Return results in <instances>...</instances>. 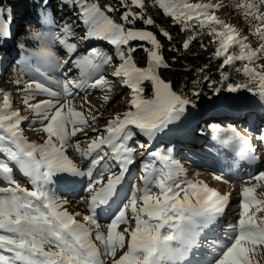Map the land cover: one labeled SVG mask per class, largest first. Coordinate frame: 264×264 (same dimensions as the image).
<instances>
[{"label":"snow or ice","instance_id":"1","mask_svg":"<svg viewBox=\"0 0 264 264\" xmlns=\"http://www.w3.org/2000/svg\"><path fill=\"white\" fill-rule=\"evenodd\" d=\"M61 3L78 9L87 25L81 39L103 41L113 46V52L91 48L86 54L73 58V50L77 47L76 42L69 39L76 35L73 26L55 21L53 13L47 10L49 0H40V23L58 32L26 29V34L35 40L44 36L56 39L66 46L70 59L63 66L58 60L54 63L64 76L54 82L60 91L35 79L15 81L18 86L23 84L19 93L23 104L40 117L41 127L33 130L46 134L43 144L31 143L23 136L20 125L24 117L14 109L11 95L0 92V178L10 185L0 188L3 194L0 195V264H163L166 258L183 260L199 246L201 234L218 223L230 203V195L199 182L185 180L181 183L178 177L183 169L179 163L167 153L155 150L147 152L141 162L138 178L141 184L133 182L130 193H124L122 183L135 162L136 148L150 147V143L137 141L136 136L153 141L169 131L192 103L157 72L170 65L162 54L163 45L158 34L150 30L157 25L146 11L149 0H117L116 4L103 6L98 0H61ZM151 4L162 9L173 23L180 24L182 31L193 33L183 43V48L189 47L197 33L206 31L210 42L216 45L213 57L221 60V69L234 66L237 61L243 62L234 70L242 73L245 81L227 84L228 92L242 88L254 91L249 84L256 82L259 95L264 97V64L256 63L264 58V11L260 7L264 0L258 3L239 0L233 6L244 9L241 15L255 21L248 31L261 41L257 48L247 43L248 37L237 28L214 14V10L221 7L219 3L151 0ZM111 13H119L118 20ZM10 23L0 9V42L11 38ZM159 35L172 40L171 34L164 29H159ZM230 49L235 51L230 52ZM139 50L146 53L147 68L136 65L133 56ZM113 55L119 65L114 78L133 91L130 105L135 111L116 115L106 121L104 129L93 128L91 135L85 132L84 140L90 143L81 150V141L75 145L69 141L96 123V118L92 117L90 122L82 112L75 110L73 100L79 95L78 90L86 86L111 91L112 82L99 73L104 65L111 66ZM73 68L80 73V79L69 75ZM93 77L95 81L89 85ZM203 79L208 80V77ZM227 79V74L222 72L221 81ZM145 81L149 82L151 98L143 96ZM213 91L219 93L220 89L214 87ZM37 97L50 98L37 100ZM33 100L37 102L32 103ZM212 127L222 134L218 137L220 143L232 147L245 160L258 161L259 151H264V134L258 137L260 148L257 149L235 128ZM69 148L89 158L84 169L66 154ZM157 161L164 167L158 168ZM97 166L99 171L94 174ZM113 167L118 171H112ZM15 168L30 178L31 190L15 181ZM84 177L89 181L82 189L87 195H81L80 199L87 200L89 214H70L49 185L58 178L71 189ZM214 178L228 183L220 176ZM252 181L257 183L244 187L240 193L237 221L229 224L225 231L228 242L211 243L218 251L209 264H258L253 257L264 249V223L258 224L251 210L255 207L257 212L264 211V199L254 195L257 188L264 186L261 183L264 170L250 176L246 183ZM129 210L131 216L127 215ZM100 214L108 217L106 234L101 231ZM76 217H82L83 222ZM120 225L125 227L118 230ZM166 228L168 231L162 232ZM93 232L100 247L93 241ZM126 237H130L127 246ZM173 241L179 246H174ZM118 251L122 252L119 256Z\"/></svg>","mask_w":264,"mask_h":264},{"label":"rangeland","instance_id":"2","mask_svg":"<svg viewBox=\"0 0 264 264\" xmlns=\"http://www.w3.org/2000/svg\"><path fill=\"white\" fill-rule=\"evenodd\" d=\"M36 3L40 5V0H34ZM221 3V7L219 8V14L217 15L219 19L224 22H229L233 26L237 27L240 33L244 36L248 37L247 43H249L253 48L259 47L261 41L257 38V36L248 31L249 25L252 21V18H245L241 15L244 9H238L233 7L235 4L239 2V0H218ZM177 3H180L181 0H176ZM189 3H198V1L187 0ZM250 3L256 2V0H248ZM0 9H3L5 13V17L10 19V26L15 24L14 29L12 31V35L10 39H6L0 42V92H7L11 95V101L13 103L14 109H17L21 112V115L25 117V115H33L34 112L29 110L22 102V96L19 95L22 89V85L18 86L15 81L19 78L22 82H32L34 79L44 82L49 87H51L55 91H60L57 85L54 83L59 79H63V73L60 69L54 67V63L58 60L59 63L63 66L64 62L69 60V54L66 51V46H62L56 39L50 36H44L39 40L32 39L30 36L26 34V29L40 30L43 32H58V29L52 28L49 30L47 26L42 25L41 23L35 24L30 21L21 22L20 24L17 21V17L14 11L10 8V6L2 0L0 2ZM51 11L54 15L55 21L60 24H70L73 26V30L76 33L74 37L69 38L70 41H75L77 44L76 49L73 50L72 56H79L81 53H87L89 49L96 48L98 51H105L106 53L113 52V46L106 44L103 41L98 40H85L81 39L84 36L87 26L84 25L82 18L80 17L78 9H74L71 4L64 6L61 3V0H49V7L47 9ZM261 10L264 11V5L261 7ZM230 52L235 51V49H230ZM243 62L237 61L234 66H231L233 69L234 77L232 81L242 80L245 81V77L242 73H237L234 68L240 67ZM257 64L258 61L256 62ZM118 63L116 61L115 55H113V63L111 66L104 65L99 74L107 77L111 82V91L105 92L100 88H93L90 86H86L78 90L79 95L75 100H73V107L76 111L82 112L91 122L92 117L96 118V123H94L91 127L85 129L84 132H78L76 136L71 137L69 143L75 145L76 142L81 141L80 149L85 150L90 141L84 140L85 132L89 135L92 134L93 128L95 129H104L106 125V121L114 118L116 115H122L123 113L131 110L135 111L134 108L131 107L130 101L134 95L133 91L123 85V82L119 79L114 78V75L110 73H115L118 67ZM138 67V66H137ZM73 79H80V73L77 69L73 68L72 73H69ZM96 77H93L88 83L89 85L94 83ZM143 87L146 90L145 83ZM241 82V83H242ZM232 84L229 81V78L224 81L222 85L218 87L220 89L219 93H213L206 100L191 103L186 107V111L181 117V119L174 125L170 126V130L166 131L160 135H158L155 139H157L156 143L153 141L148 142L145 137L136 136V140L140 143H150V147L148 148H136L135 151V162L130 166L128 171L130 175V179L126 180V176L122 183V187L125 186L124 193H130L133 182L137 184H141L137 179L139 174L141 173L142 161L147 157V152L149 151H160L162 153H167L171 157L174 158L175 161H182L187 164L181 166L183 169V173L178 177V179L183 183L185 180L198 182V180L203 181L210 188L214 189L216 186L222 181H218L214 178V176L225 177L228 181L225 184V187L229 189L232 185H241L245 184L246 186H254L257 182L252 181L251 183H246L248 178L258 171L264 170V163H261V167L259 169H251L243 167V169H238V164L232 163L230 156L227 153H224L222 150L223 145L220 143L218 139L222 134L215 131L213 129V125H217L221 128H232L233 126H237V131L240 133L248 132L250 129V124L247 123L249 121V116L253 114H257V107H251L249 109H243L241 112L236 113V108L240 105V102H255L261 98L259 95V90L256 87V82L250 83L249 88L255 89L254 91H249L248 89L242 88L237 92H228L226 90V85ZM149 89V86H148ZM76 91V90H74ZM108 97L105 100V97ZM145 98V91L143 93ZM41 98H50V97H37ZM264 98V97H263ZM54 99V98H52ZM32 103L37 102L36 100L31 101ZM28 115V116H29ZM27 116V117H28ZM259 116V115H257ZM30 118V117H29ZM40 119V117L38 116ZM223 120V121H221ZM247 120V121H246ZM26 121L20 125V128L23 130V136L31 143L43 144L46 141V134L41 131L33 130L37 126L31 125V129H27L25 125ZM233 123V124H232ZM263 125H258L256 127V134L261 135L264 134L262 131ZM187 129L188 134L197 135L195 142H189L186 140H181L179 142L173 140L164 141L163 138L167 136L174 137L175 135L181 134ZM252 130V131H255ZM42 133L40 135H35L31 138L34 133ZM244 134V133H243ZM165 136V137H164ZM29 137V138H28ZM192 148L195 151H192ZM224 148V147H223ZM260 148V147H259ZM258 148V149H259ZM214 150L215 155L204 156L203 153H197L199 150ZM69 158L73 160V162L84 169L89 164V158L82 157L78 152L75 151L74 148H69L66 153ZM95 155V154H94ZM201 155L202 157H208L209 161L202 160V158H198ZM208 155V153H207ZM259 155H264V151H259ZM151 159V158H149ZM263 159V156L260 160ZM229 164L230 169L239 170V176H228V172L226 170L225 164ZM158 168H163V163L157 161L156 162ZM214 164H217V168H213ZM114 169L112 171H118V169ZM207 168V169H205ZM188 169L196 170L197 172L192 173H184ZM246 169V171H244ZM94 174L99 171V166L93 169ZM195 177H194V176ZM186 176V177H183ZM213 178V180H211ZM14 179L17 183H19L22 187L29 188L31 190L30 178L25 177L19 171L18 168L14 169ZM107 177H105L106 181ZM88 178H81L78 189L71 192L73 188H68L67 185L57 178V182L49 185V188L52 193L55 194L57 198L64 202V205L68 209H75L76 212L81 213L82 215L89 214L88 213V202L87 200L81 201V195H87L83 193V186L88 183ZM264 184V182H261ZM222 185V184H220ZM60 186V188H58ZM10 185L0 178V188H7ZM65 189V191H61ZM3 195V194H0ZM71 196L68 200H62L63 196ZM257 199H264V186L257 188L256 193ZM68 196V197H69ZM71 198L75 201H71ZM193 203H195V199L193 198ZM240 201L235 203V205H239ZM232 206L227 207L225 211V220H223L221 224V228L218 229V235L213 237L216 238V241L227 243L228 240L224 239L225 236V227L229 224H233L237 221L238 217H232L228 215V212L232 210ZM252 213L255 214V221L259 223H264V211L257 212L255 207L252 208ZM238 213V212H237ZM128 216H131V212L127 213ZM106 214H100L98 216V221L101 224V231H104L105 234L107 232V219H102ZM76 219L80 222H83L82 217H76ZM125 225H120L118 230H122ZM134 227V224H133ZM168 229L162 230V232H167ZM95 232H93V241L100 247V242L95 241ZM211 237V235L209 236ZM203 237V238H209ZM130 237H126L125 244L127 246ZM174 246H179L175 244ZM200 247H194L186 258L183 260L172 261L167 258L164 260L163 264H209V262L213 259L216 253H213L214 248H207L206 252H201ZM126 250V249H125ZM218 251V249H217ZM211 252V253H210ZM122 252L118 251L117 256L121 255ZM211 254V255H210ZM207 256V259H206ZM211 256V257H208ZM203 257V258H202ZM258 264H264V249L261 250V253L255 257H253Z\"/></svg>","mask_w":264,"mask_h":264},{"label":"trees","instance_id":"3","mask_svg":"<svg viewBox=\"0 0 264 264\" xmlns=\"http://www.w3.org/2000/svg\"><path fill=\"white\" fill-rule=\"evenodd\" d=\"M4 1L14 11L19 24L20 21L24 23L30 21L39 25L41 19L39 15L40 5L34 0ZM98 2L103 6L107 3L116 4L117 0H98ZM146 11L157 25V27L150 30L158 34V38L163 45L162 54L170 65L167 69L160 68V76L166 82L171 83L174 90L182 92L192 103H198L211 96L214 93V87L218 88L224 83L225 80L221 81L222 72L227 74L232 84L242 82L240 79L232 81L234 71L231 66L224 69L220 68L221 60L213 57L216 45L210 42L206 31L197 33L196 39L191 40L189 47L185 49L182 45L193 34L192 32L182 31L181 25L173 23L172 18L165 15L162 9L151 4V0H149ZM110 15L117 20L119 18V13H111ZM159 29L168 31L172 36V40L168 41L162 35H159ZM202 44L206 47H202ZM133 58L138 67H147L146 53L143 50L135 52ZM205 76L208 77V80L203 79ZM210 81L215 83H210ZM148 86L149 82H146L145 94L147 98H151L152 92L150 87L148 89ZM197 91L199 95L195 94Z\"/></svg>","mask_w":264,"mask_h":264},{"label":"bare ground","instance_id":"4","mask_svg":"<svg viewBox=\"0 0 264 264\" xmlns=\"http://www.w3.org/2000/svg\"><path fill=\"white\" fill-rule=\"evenodd\" d=\"M191 2H192V0H190ZM194 1V0H193ZM195 1H198V3H219L220 5H221V3L218 1V0H195ZM254 3H258V0H256V2H254ZM260 7H263V5H261ZM262 11V10H261ZM214 13H218L219 14V9L218 10H214ZM225 23H227V24H229V25H232L231 23H229V22H225ZM253 23H255V21H252L250 24H253ZM85 25V24H84ZM14 26H15V24L13 25H11L10 26V30H11V33H12V31H13V29H14ZM85 26H87V25H85ZM233 26V25H232ZM235 27V26H234ZM235 28H237V27H235ZM258 63L259 64H264V58H262V59H260V60H258ZM110 74H112V75H114L113 73H110ZM251 107H257L258 109L256 110L258 113L255 115V114H253L252 116H249V121L247 122V123H249L250 124V129L251 130H249L248 129V132H243V133H240L242 136H244L246 139H249L251 142H252V144H253V146L254 147H256L257 149L260 147V143H259V140H258V137L260 136V135H258V134H256V127L258 126V125H263V129H262V131H264V98L263 97H261L260 99H258L257 101H255L254 103L253 102H247V101H242V102H240V105L238 106V108H236V113H239V112H241L243 109H249V108H251ZM28 115H29V113H28ZM25 115V117H24V121H26V123H25V125H26V127H28L27 129H31V125L32 126H34L35 124H36V128L35 129H39L40 127H41V125H40V123H39V118H38V116L37 115H35V113L33 114V115ZM257 115H259V116H257ZM28 116V117H27ZM30 117V118H29ZM221 121H223V120H221ZM247 121V120H246ZM233 124V123H232ZM232 128H235L236 130H237V126H233ZM252 130H255V131H252ZM185 131H187V129L185 130ZM40 134H42V133H34L32 136H31V138L32 137H34L35 135H40ZM198 135V134H197ZM197 135H193V134H188V131L187 132H182L181 134H178V135H175L174 137H172V136H167V137H165V138H163L164 139V141H167V140H173V141H177V142H179V141H181V140H186V142L187 141H189V142H195V141H197L196 140V138H197ZM29 138V137H28ZM156 141H157V139H154L153 140V143H156ZM223 145V144H222ZM224 147V148H223ZM223 147H222V150L224 151V153H227V155L228 156H230L229 158H231V160L233 159V160H235V161H232V163H235V164H238V169L240 168H242L243 169V167H248V168H251V169H259L262 165H261V163H264V155H259V159H258V161H249V160H245V159H243L242 157H241V155L237 152V151H235L232 147H226V146H224L223 145ZM192 151H195V149L194 148H192ZM197 153H199V154H201V153H203V155L204 156H209V155H215L216 153H214V150L213 151H211V150H199ZM207 153H208V155H207ZM262 156H263V159L262 160H260L261 158H262ZM198 158L200 159V158H202V160H205V161H209L207 158L208 157H202L201 155H199L198 156ZM178 163H179V165L180 166H183V165H185V164H187V163H185V162H182V161H177ZM211 167H213V168H217L218 167V165L217 164H214L213 166H211ZM229 167H231L228 163L227 164H225V168H226V170H224L225 172L227 171L228 172V176L229 175H231V176H239L240 174H241V172H240V174H239V170H235V169H230ZM114 168H112V170H113ZM115 169H117L116 167H115ZM205 169H207V168H205ZM244 171H246V169L244 170ZM192 172H197L196 170H192V169H188L186 172H184V173H192ZM141 174V173H140ZM140 174H139V176H140ZM194 176V175H193ZM183 177H186V176H183ZM195 177V176H194ZM130 179V175H129V173L127 174V176H126V180L127 179ZM139 178V177H138ZM223 178V180H226V178L225 177H222ZM138 181H139V179H137ZM211 180H213V178L211 179ZM140 182V181H139ZM198 182L199 183H201V184H205L203 181H201V179H200V181L198 180ZM220 184H222V185H220ZM78 186H79V184L76 186V187H74L73 189H72V193L74 194L75 192H73V190L75 191L76 189H78ZM244 187H246V185L245 184H241V185H236V184H234V185H232L229 189H227L226 187H225V183H219L217 186H216V188H215V190L216 191H218V192H220L221 194H229L230 195V203L228 204V206L227 207H229V206H231L232 204H233V206H232V210L231 211H229L228 212V215H230V216H232V217H236L237 216V212L239 211V207H238V205L236 204L235 205V203H237L238 201H240V199H241V197H240V193L242 192V189L244 188ZM58 188H60V186H58ZM123 188V190L125 189V186L124 187H122ZM61 191H65V189H62ZM69 196V195H68ZM63 196L62 197V200H68L71 196ZM71 201H75V200H73V198H71ZM64 207H65V205H64ZM65 209L70 213V214H75V213H77L76 212V210L75 209H68V208H66L65 207ZM225 212H224V214L219 218V221H218V223L214 226V227H212V229L210 230V231H205V232H203L202 234H201V236L199 237V246H197V247H200V249H198V250H201V252H206L207 251V248L208 249H210L211 248V243L212 242H214V241H216V238H213V237H215V236H217L218 235V229H220L221 228V224H222V222H223V220H225ZM108 217L107 216H104L102 219H107ZM225 229V231H226V229H227V227H225L224 228ZM211 235V237H209ZM209 237V238H203V237ZM224 239H227V237L226 236H224ZM221 243H224V241H222ZM217 252V249H214V251H213V253H216ZM190 253V252H189ZM211 253V252H210ZM211 255V254H210ZM187 257V256H186ZM185 257V258H186ZM208 257H211V256H208ZM203 258V257H202ZM206 259H207V256H206ZM185 263L186 262H188V260H186V261H184ZM184 263V264H185Z\"/></svg>","mask_w":264,"mask_h":264},{"label":"water","instance_id":"5","mask_svg":"<svg viewBox=\"0 0 264 264\" xmlns=\"http://www.w3.org/2000/svg\"><path fill=\"white\" fill-rule=\"evenodd\" d=\"M147 67H148V63H147ZM147 67H146V68H147ZM159 71H160V69H157V72H158V74L160 75ZM160 77H161V76H160Z\"/></svg>","mask_w":264,"mask_h":264}]
</instances>
